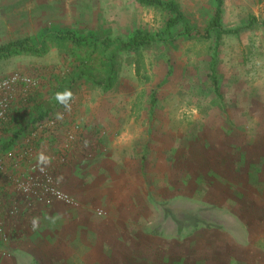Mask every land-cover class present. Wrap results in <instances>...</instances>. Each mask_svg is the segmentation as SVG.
<instances>
[{
    "label": "rangeland",
    "instance_id": "obj_1",
    "mask_svg": "<svg viewBox=\"0 0 264 264\" xmlns=\"http://www.w3.org/2000/svg\"><path fill=\"white\" fill-rule=\"evenodd\" d=\"M175 1L203 34L216 0ZM222 21L238 32L187 37L180 24L172 44L123 52L110 90L85 78L68 88L69 60L55 47L0 59V78L36 81L14 93L12 114L36 90L48 106L73 93L35 161L75 201L18 219L0 264H264V0H224ZM51 23L129 38L162 32L165 15L136 0H0V46L37 43ZM178 208L199 227L179 234Z\"/></svg>",
    "mask_w": 264,
    "mask_h": 264
},
{
    "label": "trees",
    "instance_id": "obj_2",
    "mask_svg": "<svg viewBox=\"0 0 264 264\" xmlns=\"http://www.w3.org/2000/svg\"><path fill=\"white\" fill-rule=\"evenodd\" d=\"M136 1L140 5L152 7L164 13L165 26L162 32L153 34L147 30L137 29L132 36L124 38L119 35H113L110 28L86 30L72 25L51 23L42 30L37 43H33L27 38L0 46V59L23 53L42 56L55 47L62 51L63 55L69 60L72 83H70L68 88L85 78L105 90H110L118 80L123 52L139 51L141 48L151 47L155 43L172 44L176 40L173 31L180 24L184 28L182 33L184 36L192 37L202 34L199 29L191 24V21L175 0ZM223 7L224 0H216L215 14L211 18L209 27L201 35L202 37L212 38L215 36L221 39L224 33L233 34L238 32V30L225 29L223 27ZM253 17L250 25H254L255 17ZM63 87L66 88L65 86ZM214 88L219 91L217 82L214 83ZM20 105L14 111L15 114L10 113L6 121L0 122V135L4 132L12 135V138L0 147V156L8 150L14 149V146L18 143H20L18 146L21 149L25 140L38 127L39 122L53 118L58 112L57 110L64 107V104L58 100L54 105H46L42 94L37 90L29 93ZM43 132L35 140L36 149L44 141V139H41ZM41 140L43 141L41 142ZM177 211L179 217L174 220V223L179 234L186 229V224L187 227H192V225L193 227L196 226V228L199 227L197 225L199 220L194 212L182 208H178ZM194 230L196 229L194 228Z\"/></svg>",
    "mask_w": 264,
    "mask_h": 264
},
{
    "label": "built area",
    "instance_id": "obj_3",
    "mask_svg": "<svg viewBox=\"0 0 264 264\" xmlns=\"http://www.w3.org/2000/svg\"><path fill=\"white\" fill-rule=\"evenodd\" d=\"M35 84L32 76L22 72L0 78V122L10 116L14 93L18 89L27 92ZM56 124L52 118L39 122L21 149L10 150L0 156V178L5 181L0 182V241L5 244L11 239L18 219L34 214L41 207L50 206L54 202L75 204L73 197L59 185L52 170L35 161V140L46 127H55ZM80 129L79 124H74L67 132L65 148L77 140ZM22 163L27 164L24 172L19 171ZM3 254L8 253L4 251Z\"/></svg>",
    "mask_w": 264,
    "mask_h": 264
},
{
    "label": "clouds",
    "instance_id": "obj_4",
    "mask_svg": "<svg viewBox=\"0 0 264 264\" xmlns=\"http://www.w3.org/2000/svg\"><path fill=\"white\" fill-rule=\"evenodd\" d=\"M55 95H56V99L62 104H64L65 109H68L70 107L68 101H70L73 96V93L71 92V90L65 89L62 92H57ZM61 115L62 114L57 113V118H60ZM41 158H44L43 155L41 156Z\"/></svg>",
    "mask_w": 264,
    "mask_h": 264
},
{
    "label": "crops",
    "instance_id": "obj_5",
    "mask_svg": "<svg viewBox=\"0 0 264 264\" xmlns=\"http://www.w3.org/2000/svg\"><path fill=\"white\" fill-rule=\"evenodd\" d=\"M3 182H5L4 180H1V183H3ZM18 234H17V236L18 237H20V235L23 233L22 231L19 233V230H18V232H17ZM23 235H26L25 237H28V234H23ZM22 237V236H21ZM25 237H23V238H25ZM22 238V239H23ZM25 245V246H24ZM26 246H27V248H28V244H27V242H25V244H23V246H22V248L24 249H26ZM20 248H21V245L19 246ZM16 250H17V247H16ZM31 252V251H30Z\"/></svg>",
    "mask_w": 264,
    "mask_h": 264
}]
</instances>
